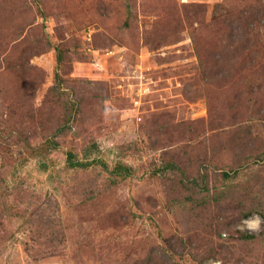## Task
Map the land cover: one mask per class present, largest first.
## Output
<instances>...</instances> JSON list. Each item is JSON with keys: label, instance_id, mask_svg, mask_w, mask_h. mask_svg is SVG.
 Segmentation results:
<instances>
[{"label": "rangeland", "instance_id": "rangeland-1", "mask_svg": "<svg viewBox=\"0 0 264 264\" xmlns=\"http://www.w3.org/2000/svg\"><path fill=\"white\" fill-rule=\"evenodd\" d=\"M0 264H264V0H0Z\"/></svg>", "mask_w": 264, "mask_h": 264}]
</instances>
